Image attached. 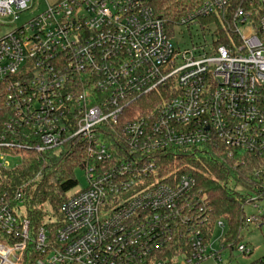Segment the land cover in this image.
Here are the masks:
<instances>
[{
	"label": "built area",
	"instance_id": "obj_1",
	"mask_svg": "<svg viewBox=\"0 0 264 264\" xmlns=\"http://www.w3.org/2000/svg\"><path fill=\"white\" fill-rule=\"evenodd\" d=\"M154 1L59 0L0 37V264H228L224 253L253 254L240 233L264 210L245 214L233 242L195 179L160 159L219 144L264 160V0L255 23L253 1L235 8L236 40L201 51L174 48ZM235 1L203 0L176 28L223 18ZM30 8L0 0V23ZM67 144L85 153L87 187L64 201L53 235L32 233L24 187H3V161ZM261 190L247 204L257 209Z\"/></svg>",
	"mask_w": 264,
	"mask_h": 264
},
{
	"label": "trees",
	"instance_id": "obj_2",
	"mask_svg": "<svg viewBox=\"0 0 264 264\" xmlns=\"http://www.w3.org/2000/svg\"><path fill=\"white\" fill-rule=\"evenodd\" d=\"M250 1H253L255 13H252L251 18L255 23L261 13L263 0H236L225 9L223 18L214 16L200 20L203 27L215 26L213 44L226 47L230 39H237L231 31L230 17L237 6L248 10ZM202 2L155 0L153 7L156 14L166 20V31L171 37L179 19ZM156 103L154 100L151 105ZM138 104L143 106L145 100L142 99ZM229 153L223 145L207 144L191 152L168 154L160 161L169 170L191 175L195 179L197 188L205 194L212 209L211 222L222 219L227 226L226 238L236 242L243 228L248 199L252 195L263 197L261 186L264 187V160H255L241 153L230 156ZM85 166L84 151L67 144L42 154H28L23 157L20 165L1 173L2 177L5 176L3 187L7 190L24 187L21 218L29 222L30 232L45 228L53 235L63 225L61 206L68 192L77 185L75 170H84ZM239 190L245 194L242 195Z\"/></svg>",
	"mask_w": 264,
	"mask_h": 264
},
{
	"label": "rangeland",
	"instance_id": "obj_3",
	"mask_svg": "<svg viewBox=\"0 0 264 264\" xmlns=\"http://www.w3.org/2000/svg\"><path fill=\"white\" fill-rule=\"evenodd\" d=\"M44 0H31V8L23 13H21L16 21L11 18L6 19L3 24L0 23V37L7 34L14 28H18L28 22L31 18L39 14L44 7ZM214 25L207 27L201 26L200 23H193L190 26H179L175 28L171 35L172 44L174 48L178 50L194 49L195 51H201V49L206 48L207 50H212L217 45L213 44L214 37L213 32L215 30ZM241 32H245V28H240ZM234 46V44H232ZM0 162H2L0 160ZM8 163L9 168H15L20 164L19 158H9L6 157L3 161ZM77 185L75 188L68 192V196H72L87 187V181L85 178V173L81 169H77L74 172ZM242 195L245 194L244 191L239 190ZM257 209L253 207L252 204H247L245 206V214L250 217L252 215L261 218L262 212L264 210V201L256 202ZM48 210L49 208L46 207ZM239 244L251 247L253 249V254L249 258H244L237 252L230 254L224 253V259H228V264H249L259 258L264 257V220L259 223L249 224L246 229L240 233ZM220 239V230H215L212 234V242L216 248H218V241Z\"/></svg>",
	"mask_w": 264,
	"mask_h": 264
},
{
	"label": "crops",
	"instance_id": "obj_4",
	"mask_svg": "<svg viewBox=\"0 0 264 264\" xmlns=\"http://www.w3.org/2000/svg\"><path fill=\"white\" fill-rule=\"evenodd\" d=\"M31 1V0H30ZM59 0H44V7L42 9V11L48 6V5H53L55 4L56 2H58Z\"/></svg>",
	"mask_w": 264,
	"mask_h": 264
}]
</instances>
